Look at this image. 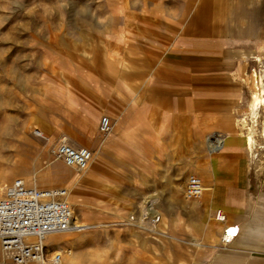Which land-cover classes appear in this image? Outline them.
Wrapping results in <instances>:
<instances>
[{
    "label": "rangeland",
    "instance_id": "obj_1",
    "mask_svg": "<svg viewBox=\"0 0 264 264\" xmlns=\"http://www.w3.org/2000/svg\"><path fill=\"white\" fill-rule=\"evenodd\" d=\"M189 2L0 0V196L14 178L68 189L77 223L92 225L48 235L61 240L46 242L62 259L75 256L61 264H198L215 243L220 221L205 190L191 200L183 193L187 175L200 176L211 134L194 133L199 140L192 142L178 131L168 140V126L151 123L145 99L149 73ZM258 51L246 65L237 124L245 135L253 132L248 148L264 168V107L251 117L247 104L258 77L264 86V46ZM123 107L133 131L112 157L106 135ZM103 115L111 121L107 133L98 130ZM139 118L145 124L138 126ZM95 131L101 144L86 167L53 158L50 146L60 136L85 146Z\"/></svg>",
    "mask_w": 264,
    "mask_h": 264
},
{
    "label": "crops",
    "instance_id": "obj_2",
    "mask_svg": "<svg viewBox=\"0 0 264 264\" xmlns=\"http://www.w3.org/2000/svg\"><path fill=\"white\" fill-rule=\"evenodd\" d=\"M261 46L264 0H190L159 67L149 73L153 80L145 99L154 110L151 123L168 126V140H174L171 135L178 131L190 133L185 140L192 142L199 140L194 133L211 134L207 135L212 139L200 177L209 210H220L224 220L217 226L215 243L198 264H264V168L251 155L246 135L237 124L248 93L246 65L252 58L258 59L255 54ZM130 113L123 107L106 135L109 145L112 141V157L118 156L120 145L130 141ZM143 123L145 120L139 118L137 125ZM139 133L144 136L145 129L138 127ZM214 139L220 141L216 147L211 142ZM100 144L95 131L85 146L96 151ZM108 151L110 156V148ZM84 225L89 228L92 224ZM228 225L238 227V233L223 242ZM52 238L61 241L51 236L46 241ZM62 242L64 246L70 244ZM74 260L75 256L67 252L61 263ZM0 264H14L1 246Z\"/></svg>",
    "mask_w": 264,
    "mask_h": 264
},
{
    "label": "built area",
    "instance_id": "obj_3",
    "mask_svg": "<svg viewBox=\"0 0 264 264\" xmlns=\"http://www.w3.org/2000/svg\"><path fill=\"white\" fill-rule=\"evenodd\" d=\"M111 121L107 115L101 116L98 130L107 133ZM37 135L48 137L36 129ZM54 159L62 160L66 165L82 169L92 157V150L86 146L73 145L66 136H60L50 146ZM204 191L202 178L190 173L184 184L186 199H197ZM69 191L62 186L37 187L27 185L23 179L14 178L4 187L0 196V246L14 264L29 261L40 264H61L62 252L50 249L46 244L48 235L56 232L75 230L74 210L68 201ZM159 216L156 215L155 219ZM215 218L224 220L220 210ZM229 229H235L234 235H228ZM238 233V227L228 225L224 228L222 241L227 242Z\"/></svg>",
    "mask_w": 264,
    "mask_h": 264
},
{
    "label": "bare ground",
    "instance_id": "obj_4",
    "mask_svg": "<svg viewBox=\"0 0 264 264\" xmlns=\"http://www.w3.org/2000/svg\"><path fill=\"white\" fill-rule=\"evenodd\" d=\"M256 86H257V90L251 92V95H250L248 103H247L249 114L251 115V117H257L260 109L262 107H264V86L262 83L261 76L257 78ZM254 124H255V121H253L252 126H254ZM246 138L248 141L247 142L248 147H250V145L254 142L253 132L252 131L247 132ZM211 142L214 145V147L218 146V144L220 143V141L218 139H214ZM73 219H74L73 222L77 227L75 230H80V229L86 228V226L84 224L77 223V217L76 216L75 217L73 216Z\"/></svg>",
    "mask_w": 264,
    "mask_h": 264
},
{
    "label": "snow or ice",
    "instance_id": "obj_5",
    "mask_svg": "<svg viewBox=\"0 0 264 264\" xmlns=\"http://www.w3.org/2000/svg\"><path fill=\"white\" fill-rule=\"evenodd\" d=\"M235 229H229L228 230V235H234L235 234Z\"/></svg>",
    "mask_w": 264,
    "mask_h": 264
}]
</instances>
